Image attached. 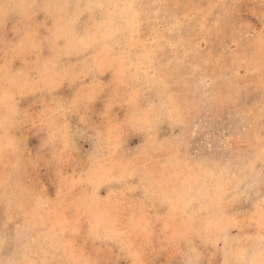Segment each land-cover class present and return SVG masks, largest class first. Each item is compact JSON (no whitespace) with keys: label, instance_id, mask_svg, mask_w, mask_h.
Segmentation results:
<instances>
[{"label":"rangeland","instance_id":"rangeland-1","mask_svg":"<svg viewBox=\"0 0 264 264\" xmlns=\"http://www.w3.org/2000/svg\"><path fill=\"white\" fill-rule=\"evenodd\" d=\"M0 264H264V0H0Z\"/></svg>","mask_w":264,"mask_h":264}]
</instances>
